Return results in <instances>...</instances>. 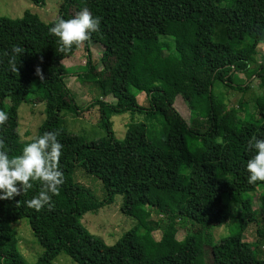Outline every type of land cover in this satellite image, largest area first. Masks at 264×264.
Here are the masks:
<instances>
[{"label":"trees","instance_id":"1","mask_svg":"<svg viewBox=\"0 0 264 264\" xmlns=\"http://www.w3.org/2000/svg\"><path fill=\"white\" fill-rule=\"evenodd\" d=\"M30 1L41 6L44 0ZM223 1L62 0L48 23L28 11L18 19L0 17V110L13 103L44 106V119L31 140L21 142L14 129L0 133L5 150L10 158L19 156L44 132L59 131L65 177L51 209L26 206L41 189L35 181L26 194L0 200V264H25L8 229L20 218L42 248L34 264H50L58 254L76 264H202L203 247L209 264H264L254 254L245 256L249 245L243 241L249 224L257 225L256 236L264 239L245 196L264 188V182L249 184L246 170L255 154L248 151V140L264 138V118L241 115L244 102L228 107L213 92L219 83L248 90L247 81L239 84L234 75L250 73L251 66L250 77L264 88V57L254 59L257 45L264 43V0H229L220 6ZM85 7L101 18L100 30L82 45L81 72L68 74L74 68L62 61L78 47L59 52V38L49 28ZM90 44L100 51L99 68L91 64ZM13 45L25 50L16 55L17 71L9 63ZM66 75L93 84L102 97L115 95L123 105L91 100L77 106L64 83ZM136 92L144 94L145 107L135 104ZM173 97L186 108L187 122L172 106ZM95 105L103 137L87 141L65 129L62 114L78 117ZM122 112L139 119L116 139L109 118ZM75 167L100 180L101 200L72 182ZM115 196L121 197L120 213L134 224L106 245L79 220L111 204ZM151 214L164 218L166 235L184 230L183 238L159 247L147 224ZM229 224H235V233L214 240L213 230Z\"/></svg>","mask_w":264,"mask_h":264},{"label":"rangeland","instance_id":"2","mask_svg":"<svg viewBox=\"0 0 264 264\" xmlns=\"http://www.w3.org/2000/svg\"><path fill=\"white\" fill-rule=\"evenodd\" d=\"M62 0H44L41 6H35L30 0H0V17L8 19H18L22 16L24 11H28L38 16L43 23H48L55 19L57 7ZM229 3V0H224L220 6ZM260 46H263L261 49ZM259 52L264 51V43L258 44ZM262 50V51H261ZM90 61L92 65L99 68L98 60L100 51L92 44L88 45ZM262 54V53H261ZM259 54L255 55L254 59L258 60ZM85 62V51L82 46L78 47L74 53L65 58L62 64L66 67H73L69 69L71 72H81V67ZM78 66V67H77ZM252 66L247 70V74L236 73L234 81L243 83L247 81L248 90L238 92L235 89L228 88L225 84L219 83L214 85V95L217 99L221 100L228 107L236 108L237 102H244L245 106L241 111V115L251 114L255 118L258 116L264 118V88L259 86V81L256 78L250 77ZM64 83L68 87L75 104L79 107L88 105L91 100H100L109 105H123L122 101H117V97L109 94L102 97L98 89L91 83L81 81L72 75H66ZM252 93L256 97L254 99ZM251 94V95H250ZM134 102L140 107H145V97L143 93H134ZM259 100L255 103V101ZM172 106L187 122L189 115L178 97H173ZM245 109V112H244ZM44 106L41 103H13L9 110L5 111L8 114V121L5 125L0 126V133L7 129H14L21 142L31 140L37 131V127L44 119ZM137 115L131 116L129 112H122L110 116L111 131L116 139L123 137L125 127L129 122L137 121ZM63 125L65 129L72 134L84 137L87 141H93L105 135L104 129L100 126L98 121L97 106H89L88 111L81 116L74 117L68 114H62ZM73 183L79 184L87 189L96 200H101L104 196V190L99 179L85 173L80 167H75L71 174ZM250 198L252 208L255 210L258 219V228L264 230V206L261 201L264 199V188L260 187L256 193L246 194ZM121 197L115 196L111 204L104 205L95 212L84 213L79 222L82 227L92 236L99 237L106 245L115 243L121 235L129 230L134 222L131 218L123 216L119 211ZM147 224L151 226L152 238L157 242L159 247H166L172 241H180L185 231L178 230L173 236L166 235L162 228L165 225V220L161 216L151 214L147 218ZM257 225L249 224L243 232V241L249 247L244 251L245 256L254 254L257 262L264 260V239L258 240L256 236ZM8 229L12 234L15 241V249L25 264H34L37 257L41 255L42 248L32 236L27 221L23 218L17 219L8 224ZM235 233V224L222 225L213 230L214 240L231 236ZM206 247L202 248L201 263L209 264L210 257ZM50 264H76L64 254H58Z\"/></svg>","mask_w":264,"mask_h":264},{"label":"clouds","instance_id":"3","mask_svg":"<svg viewBox=\"0 0 264 264\" xmlns=\"http://www.w3.org/2000/svg\"><path fill=\"white\" fill-rule=\"evenodd\" d=\"M100 23L101 18L94 17L85 7L71 19L59 18L49 28V32L59 38L58 51L67 53L73 45L80 47L90 40L91 35L100 30ZM11 52L9 63L12 70L17 71L16 55H22L25 50L19 45H13ZM37 74H40L39 69ZM7 121L8 114L0 110V126ZM59 135V131H46L28 143L19 156L12 158L5 150L6 141L0 136V200H11L26 194L33 188L32 182L35 181L41 184V189L38 195L25 201L26 206L36 211L45 206L49 209L53 207L52 196H58L60 187L65 183L64 173L60 170L63 145L57 139ZM247 148L255 152L246 165L248 183L255 185L258 181L264 182V138L252 136Z\"/></svg>","mask_w":264,"mask_h":264},{"label":"crops","instance_id":"4","mask_svg":"<svg viewBox=\"0 0 264 264\" xmlns=\"http://www.w3.org/2000/svg\"><path fill=\"white\" fill-rule=\"evenodd\" d=\"M260 47H261V49H263V46H260ZM259 49H260V48H259L258 45H257V47H256V55H257V54L261 55V56L258 57L257 62H260L261 59L264 57V51L261 50V51H262V52H261L262 54H261V53L259 52Z\"/></svg>","mask_w":264,"mask_h":264}]
</instances>
